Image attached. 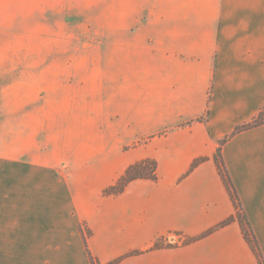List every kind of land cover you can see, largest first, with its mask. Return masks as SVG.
<instances>
[{"label": "crops", "instance_id": "crops-1", "mask_svg": "<svg viewBox=\"0 0 264 264\" xmlns=\"http://www.w3.org/2000/svg\"><path fill=\"white\" fill-rule=\"evenodd\" d=\"M30 78L50 79L51 151ZM263 108L264 0H0V125L23 147L0 153V264H259L237 221L200 237L235 215L219 141ZM221 156L264 262V124ZM143 160L155 180L102 194Z\"/></svg>", "mask_w": 264, "mask_h": 264}, {"label": "trees", "instance_id": "trees-1", "mask_svg": "<svg viewBox=\"0 0 264 264\" xmlns=\"http://www.w3.org/2000/svg\"><path fill=\"white\" fill-rule=\"evenodd\" d=\"M264 124V108L262 110H260V112L248 123H245L243 125H240L238 127H236L234 129V131L232 132L231 135H229L228 137L222 139L219 141V145L218 148L216 149V152L213 156V160L214 163L216 165V168L218 170V173L220 175V178L228 192V195L232 201V204L234 206L235 209V215L233 217H230L229 219H226L225 221L221 222L220 224H218L216 227L210 229L209 231H207L206 233H204L200 238L208 235L209 233L213 232L214 230H217L227 224H229L230 222L233 221H237L240 225L242 234L244 236V239L246 240V242L248 243V245L250 246L252 252L254 253V255L256 256L258 263L259 264H264L261 256H260V252L258 249V245L256 242V239L250 229L249 223L242 211V208L240 206L238 197L236 195L235 189L232 185V182L228 176V173L224 167V163L222 160V156H221V146L222 144L232 135L262 125ZM203 159H198L196 161L193 162L192 167L196 166L197 164H199ZM137 179H151V180H155L156 179V163L153 160H143L140 162H137L131 166H129L125 172L117 179V181L115 182L114 185L104 189L102 191L103 195H116L119 194L123 191V189L125 188V186L133 181V180H137ZM175 236L180 237L179 234H176ZM195 239H183L181 241L182 244H188L190 242H192ZM171 244L169 243H164V240L162 239H157L153 245L151 246L150 250H154V249H160V248H166L169 247ZM140 252L135 251V252H131L128 255H137ZM90 261L92 264H97L96 260L94 258H92L91 256H89ZM120 259L114 260L108 264H117Z\"/></svg>", "mask_w": 264, "mask_h": 264}, {"label": "rangeland", "instance_id": "rangeland-1", "mask_svg": "<svg viewBox=\"0 0 264 264\" xmlns=\"http://www.w3.org/2000/svg\"><path fill=\"white\" fill-rule=\"evenodd\" d=\"M84 0H77V5H80L83 3ZM109 6H116L117 0H108ZM79 12V10H78ZM85 16L90 21H100L101 15L100 14H90V15H84L81 13H76L74 15L75 20L80 22L85 19ZM60 15L53 14L51 15L50 23L52 25V28L57 27V23L59 22ZM117 15L116 14H110V20H116ZM58 36V31L51 30L49 35H46V37H52L53 39L46 40V45L44 46V54L48 55L52 53L53 46L49 45L53 43V40L55 37ZM38 47H32L30 46V59L33 57H36ZM40 50V49H39ZM50 79H37V78H30V113H29V133L32 135H35L37 132L40 135L41 145L44 147V149L47 151H51L52 149V143L51 141V135H52V120L54 118V111L52 107V93L51 89L46 88V86H49ZM38 87V88H37ZM66 126H62L65 132ZM11 130V132L9 131ZM64 132L61 133V136L65 139L63 136ZM20 127L19 126H13V129L8 126L0 125V153H4L6 149H13L15 153L20 151L23 147L20 144V141L18 136L20 135ZM46 134L47 139L41 138L42 135ZM68 137V135L66 136ZM6 139V143H5ZM9 139H12V142L8 141ZM47 140V141H46ZM33 147V146H32ZM30 148V147H29ZM175 239V241L180 243L183 239L181 237L173 236L172 240Z\"/></svg>", "mask_w": 264, "mask_h": 264}]
</instances>
